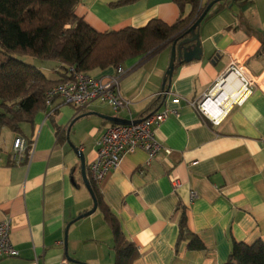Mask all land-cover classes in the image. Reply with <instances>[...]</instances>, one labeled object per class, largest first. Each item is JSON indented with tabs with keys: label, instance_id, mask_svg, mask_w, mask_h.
I'll use <instances>...</instances> for the list:
<instances>
[{
	"label": "crops",
	"instance_id": "obj_1",
	"mask_svg": "<svg viewBox=\"0 0 264 264\" xmlns=\"http://www.w3.org/2000/svg\"><path fill=\"white\" fill-rule=\"evenodd\" d=\"M118 1L80 0L74 14L106 33L142 28L151 20L171 26L192 10L188 4L181 8L178 0L115 6ZM211 2L200 4L206 8ZM197 33L201 59L174 68L166 96L161 87L171 45L121 66L119 89L129 105L117 115L98 102L78 112L56 99L32 124L22 123L20 135L0 127V223L9 222L10 241L19 254L0 264H114L113 237L103 213L97 209L79 218L93 202L71 147L83 156L90 181L88 165L112 126L99 115L139 121L165 109L179 116H169L155 131L161 153L152 160L143 151L124 156L97 187L124 238L138 249L133 264H224L233 242L264 245V0L231 7L221 1ZM231 62L245 64L258 86L215 125L190 103L202 99ZM114 73L110 67L89 74L99 79ZM239 89L229 76L224 95L237 100ZM157 97H162L158 107L151 103ZM18 137L28 143L21 161L14 159ZM190 192L198 198L191 201ZM182 212L203 251L189 250L188 240L177 242Z\"/></svg>",
	"mask_w": 264,
	"mask_h": 264
},
{
	"label": "trees",
	"instance_id": "obj_2",
	"mask_svg": "<svg viewBox=\"0 0 264 264\" xmlns=\"http://www.w3.org/2000/svg\"><path fill=\"white\" fill-rule=\"evenodd\" d=\"M136 1L119 0L114 5ZM200 1L178 0L181 8L191 6V14L171 26L151 20L142 28L99 33L75 16L80 0H0V127L20 135V125L32 124L36 114L45 110L46 93L72 79L70 70L90 76L95 70L116 69L180 40L201 16L204 8ZM24 58L52 64V76L25 63ZM161 100L157 97L151 103L158 107ZM89 182L97 209L113 237L114 264H133L139 257L138 249L124 238L96 185ZM178 227L177 242L188 240L189 250H204L198 237L187 229L184 212ZM224 264H264V245L233 242Z\"/></svg>",
	"mask_w": 264,
	"mask_h": 264
},
{
	"label": "built area",
	"instance_id": "obj_3",
	"mask_svg": "<svg viewBox=\"0 0 264 264\" xmlns=\"http://www.w3.org/2000/svg\"><path fill=\"white\" fill-rule=\"evenodd\" d=\"M70 72L72 79L69 82L58 85L46 93L45 107L52 106L56 99H60L62 105L70 106L78 112L85 110L94 102L107 105L115 115L128 108L129 101L123 98L119 89L120 80L125 74L121 67L116 68L112 76L99 79L77 73L74 70H70ZM229 75H233L238 80L242 90L241 96L232 104L244 102L258 86L257 79L248 72L245 64L231 62L226 74L203 95L202 99L190 103L193 108L204 117L209 118L215 125L219 123V120L212 117L208 109H214L223 114L227 112L222 106L221 99H224L225 79ZM215 89H220L216 96L213 94ZM178 101V99L174 100L175 103ZM51 113H48V116ZM169 116L177 118L179 115L176 110L165 109L154 112L137 123L109 127L97 143L95 159L88 165L90 181L99 187L108 173L118 169L124 156L136 151L145 152L149 160L156 158L161 153L162 147L156 138L155 131ZM27 147L28 143L24 138H16L13 142L14 159L23 160ZM178 186V182L173 181V187L176 189ZM197 198L195 192H190L191 201ZM18 255V251L10 241L9 222L0 223V260L15 258Z\"/></svg>",
	"mask_w": 264,
	"mask_h": 264
},
{
	"label": "water",
	"instance_id": "obj_4",
	"mask_svg": "<svg viewBox=\"0 0 264 264\" xmlns=\"http://www.w3.org/2000/svg\"><path fill=\"white\" fill-rule=\"evenodd\" d=\"M221 1H224V0L212 1L206 8H204L199 19L191 27H189L185 30L181 39L175 40L171 44V55H170L169 65H168V68L165 72V76L163 78L162 87H161V90L163 91L164 96H166L169 92L168 91L169 84H170V80H171L175 65H180L183 63H190L192 61H199L201 59L202 49H201L197 29H198L200 23L202 22V20L208 14L209 10L215 4H217ZM225 1H228L229 7H231L234 3H240L244 0H225ZM166 82L168 84H167V87L165 88ZM99 117L108 121L111 125H129L130 123H137V121H133V122L125 121V120H121V119H118L116 117H110V116L99 115ZM69 128H70V126H69ZM71 148L73 149L74 153L78 155V158L80 160L82 180H83L84 186H85L86 190L88 191L89 195L91 196L92 202H93L92 209L90 211L86 212L85 214H83L82 216H80L79 218L81 219V218L88 217V216L92 215L97 210V204H96V201L93 197V193H92V190H91L88 178H87L85 160H84L83 156L81 154H79L78 150L75 149V147L72 146ZM64 241H65L64 244L66 245V238Z\"/></svg>",
	"mask_w": 264,
	"mask_h": 264
},
{
	"label": "bare ground",
	"instance_id": "obj_5",
	"mask_svg": "<svg viewBox=\"0 0 264 264\" xmlns=\"http://www.w3.org/2000/svg\"><path fill=\"white\" fill-rule=\"evenodd\" d=\"M229 76H233V75H229ZM229 76H227V78L229 77ZM226 78V79H227ZM226 79H225V81H226ZM236 79V78H235ZM237 80V79H236ZM237 82H238V80H237ZM238 84H239V82H238ZM239 87H240V89H239V91L238 92H241L240 93V96H241V94H242V90H241V86L239 85ZM219 90L220 89H215V92L213 93L215 96L218 94V92H219ZM225 92V91H224ZM227 96H225V99L223 100V102H222V106L227 110L229 107H230V105L232 104V102L233 101H235V99H234V97H232L231 95H229V94H226ZM239 96V97H240ZM238 97V98H239ZM237 98V99H238ZM208 112H209V114L212 116V117H216V118H218V117H220V116H222L221 114H223V113H220L219 111H216V110H214V109H208Z\"/></svg>",
	"mask_w": 264,
	"mask_h": 264
},
{
	"label": "rangeland",
	"instance_id": "obj_6",
	"mask_svg": "<svg viewBox=\"0 0 264 264\" xmlns=\"http://www.w3.org/2000/svg\"><path fill=\"white\" fill-rule=\"evenodd\" d=\"M24 62L29 64V65H33L35 67H37L38 69H40L45 75H48L49 77L52 76V71L53 70H50V68H54V67H46L48 63L46 62H40V61H37V60H34V59H30V58H24Z\"/></svg>",
	"mask_w": 264,
	"mask_h": 264
}]
</instances>
